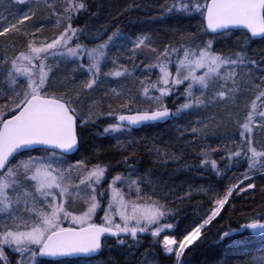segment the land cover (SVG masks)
<instances>
[{
	"label": "snow or ice",
	"instance_id": "snow-or-ice-1",
	"mask_svg": "<svg viewBox=\"0 0 264 264\" xmlns=\"http://www.w3.org/2000/svg\"><path fill=\"white\" fill-rule=\"evenodd\" d=\"M159 9L161 19L186 15L200 23L166 38L128 36L118 20L75 27L90 14L89 0L60 7L51 0H0V97L8 113L0 112V264H91L109 239L127 264H149L148 256L151 264H160V256L186 264V251L211 228L217 247L237 237L264 241V210H241L232 222L238 196L252 203L256 191L264 197V184L256 183L264 181V50L253 59L244 47L245 40L264 41V0H164ZM48 23L57 31L45 39ZM230 33L237 47L217 49L216 40ZM106 83L116 87L109 91ZM169 98L182 102L172 110ZM217 109L225 115L217 118ZM182 117L195 119L177 128L173 150L147 146L152 162L141 169L143 141L131 139L133 131ZM213 126L226 135L208 147ZM84 129L114 140L120 154L123 172L109 184L106 209L98 198L108 195L102 188L113 170L103 160L108 149L93 146L96 163L68 159L80 151ZM170 162L176 168L165 178L156 169ZM81 170L86 177L73 182ZM185 170H203L216 182L190 183L179 196L170 181ZM196 196V218L181 231L177 201ZM145 238L150 250L137 259ZM246 264H264V243L249 250Z\"/></svg>",
	"mask_w": 264,
	"mask_h": 264
},
{
	"label": "trees",
	"instance_id": "trees-1",
	"mask_svg": "<svg viewBox=\"0 0 264 264\" xmlns=\"http://www.w3.org/2000/svg\"><path fill=\"white\" fill-rule=\"evenodd\" d=\"M64 2L65 0H51V3L55 4L57 7H60ZM69 2L71 3L72 0H69ZM76 2H79V0H76ZM163 2L164 0H89L90 14L80 16L74 26L83 28L85 22H87L96 28L102 24H113L115 23V20H118L116 27L128 36H131L134 33L145 32L147 34H156L160 38H166L180 30L194 31L198 27L200 23L198 17L193 18L186 15H169L162 19L159 18V5ZM169 2L171 3L172 0H169ZM175 2L179 3L180 0H175ZM154 17L156 18L154 19ZM56 31L55 26L48 23L43 32V36L45 39H48L53 36ZM237 40L238 36L230 33L226 37L218 38L215 44L219 50H229L237 47ZM88 46L91 47L92 45L89 44ZM244 47H246L247 54L251 58L260 59L261 51L264 50V41H253L249 44V42L245 40ZM69 71H71V67L69 68ZM57 78L59 79V77ZM76 82L77 84L80 83L79 73H77ZM109 85L113 84L106 83L104 87L108 89ZM180 102L182 101L176 98H169L168 107L175 110V107ZM136 106L139 107L140 105ZM0 112L4 113L5 118L7 117L8 113L4 108L3 97H0ZM224 115L225 112L223 109H217V118ZM189 119H195V117H182L179 120L169 121L163 125L157 124L133 131V138L138 141H143V143L139 144L137 149L138 166L143 169L148 167L152 162V158L146 150L147 146L155 144L157 147H160L162 151L166 149L172 151L173 149L168 148V145L176 144L175 137L177 135V128L186 125ZM225 135L226 129L223 127L217 129L213 126L208 133L207 146L216 147L217 144L221 142V138ZM81 136L82 143L80 151L69 158V160L74 162L77 158L87 156L92 159V163H96L97 161L92 156L93 146L101 145L103 148L108 149L103 153L104 162H111L113 165V170L111 173L107 174V177L112 178L116 174L123 172L122 166L116 163L120 158V154L112 149V145L115 143L114 140L108 137H101L99 132L95 129H84ZM257 138L259 139V137ZM189 139L192 138L189 137ZM189 151L191 152V150ZM212 155L213 158L219 159L215 154ZM192 162L193 160L189 159V163ZM175 168L176 164L170 162L167 168L158 167L156 170L163 173L165 178H168L169 174L172 173ZM229 175H231V173H229ZM203 180H212V183L214 184L216 182L212 177L203 175V170L200 172H187V170H185L183 173H178L173 176L170 182L176 185V192L178 195L183 196L185 195V191L182 190V187L183 189H186L188 184H196ZM256 183L262 185L264 184V181L257 179ZM254 195V203L251 202L252 197L250 196H245L243 200L239 196L236 198L235 207L237 212L236 215L232 217L233 224L236 219L240 218L241 210L245 211L247 214H251V209H256L257 211L264 210L260 207L261 204H264V197L260 195L259 191H256ZM173 199L177 198L173 197ZM199 200L200 197L196 196L192 199L185 200L182 204L177 201L180 210L181 231H183L185 225L191 223V221L196 218ZM99 216H102V214ZM201 239L204 240L203 243L196 241L186 251L184 257L186 264H217L216 258L218 256L227 258L230 261V264H246L249 250L264 243V241H261L259 238L250 240L247 237H237L235 243L217 247L214 245V241L216 240L215 228L209 230L207 239H204L203 236ZM141 244L142 247L139 252L136 253L137 259L140 258L141 253L147 255V252L150 250L149 239H142ZM147 258L149 264H151V256H148ZM110 261H119L120 264H127L124 251L115 246L111 239L105 243L104 250L97 258L91 261V264H109ZM160 264H172V262L165 259L163 256H160Z\"/></svg>",
	"mask_w": 264,
	"mask_h": 264
},
{
	"label": "rangeland",
	"instance_id": "rangeland-1",
	"mask_svg": "<svg viewBox=\"0 0 264 264\" xmlns=\"http://www.w3.org/2000/svg\"><path fill=\"white\" fill-rule=\"evenodd\" d=\"M113 87H116V85H115V84H113V85H109L108 90L111 91V89H112ZM116 90H117V91H120V88L117 87ZM112 104H113L114 107L117 108V110H119V107H118V101H116L115 98H113V100H112ZM98 106H99V107H103V108L106 109V108L108 107V104H107V103H102L101 105H98ZM82 111H83V112H87V108L82 109ZM99 126L103 127L104 124H103V123H100ZM131 139H134V138H133V134L131 135ZM69 161H70V162H73V161H71V160H69ZM86 175H87V173H86L85 171L81 170V172H79V173H77V172H73V174H72V176L70 177V179H71L73 182L78 183V180H79L80 178H85ZM112 178H113V177H112ZM112 178H108V177H107V174H106V176L103 178L105 182L102 184V188H103V190L107 191L108 195L105 196V197H99L98 199L100 200V202H101V206H102V208H104V209L107 208L108 199H110V197H111V189L109 188V184L111 183ZM118 183H119V182H118ZM98 187H99V186H98ZM80 206H82V203L78 201V202H77V207H80ZM100 214L103 215V212L100 211V210L98 209V215H100ZM117 219H118V217H117Z\"/></svg>",
	"mask_w": 264,
	"mask_h": 264
},
{
	"label": "water",
	"instance_id": "water-1",
	"mask_svg": "<svg viewBox=\"0 0 264 264\" xmlns=\"http://www.w3.org/2000/svg\"><path fill=\"white\" fill-rule=\"evenodd\" d=\"M259 39L255 40V41H258ZM168 123V122H167ZM163 124H166V123H160V125H163ZM141 129V128H140ZM140 129H136V130H140Z\"/></svg>",
	"mask_w": 264,
	"mask_h": 264
},
{
	"label": "bare ground",
	"instance_id": "bare-ground-1",
	"mask_svg": "<svg viewBox=\"0 0 264 264\" xmlns=\"http://www.w3.org/2000/svg\"><path fill=\"white\" fill-rule=\"evenodd\" d=\"M69 158H71V157H69ZM69 158H68V159H69Z\"/></svg>",
	"mask_w": 264,
	"mask_h": 264
}]
</instances>
